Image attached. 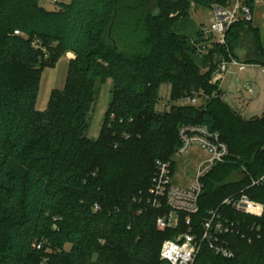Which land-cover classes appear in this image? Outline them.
<instances>
[{"label": "trees", "instance_id": "1", "mask_svg": "<svg viewBox=\"0 0 264 264\" xmlns=\"http://www.w3.org/2000/svg\"><path fill=\"white\" fill-rule=\"evenodd\" d=\"M124 1L58 0L49 9L43 0H0V264H168L160 261L161 246L185 224L157 230L150 188L157 162H172L182 125L219 132L230 153L229 163L202 180L193 216L198 236L228 197L244 192L264 204V185L251 186L264 175V114L243 119L211 83L223 58L238 59L245 31L257 48L250 63L264 67L260 29L252 21L233 24L226 45L198 59L186 36L191 3L210 10L214 0ZM256 2L244 0L252 13ZM203 32L197 44L207 41ZM70 53L65 88L38 112L43 69ZM108 80L112 100L94 140L86 136L89 119L96 90ZM163 85L170 111L157 108ZM195 94L200 105L178 104ZM233 170L243 181L223 185ZM223 211L260 231L229 237L234 259L204 246L194 264H264V217Z\"/></svg>", "mask_w": 264, "mask_h": 264}, {"label": "built area", "instance_id": "2", "mask_svg": "<svg viewBox=\"0 0 264 264\" xmlns=\"http://www.w3.org/2000/svg\"><path fill=\"white\" fill-rule=\"evenodd\" d=\"M58 0H51V4ZM211 9V25L204 31V38L207 40L198 47V54L207 55L214 44L225 46V37L229 27L241 21H252L253 13L244 3V0H225L220 2L214 0ZM20 35L19 32H15ZM209 35V38L205 36ZM35 48H40L38 41L34 42ZM74 58V57H73ZM229 67H237L239 72L243 70L258 69L264 74V67L253 63H241L235 58L222 59L212 77V85L217 84L222 91V82L229 74ZM252 94L253 86L247 82L243 85V90ZM199 95L189 98V102L197 106ZM207 99V98H205ZM223 99V96H222ZM158 109L168 111L171 108L169 98L161 97L157 103ZM114 119V116H112ZM180 145L177 150L178 155H189L193 148H199L205 152L206 156L200 160V164L195 176L190 182L183 185L173 183V163L158 161L156 171L152 181L151 206L158 212L156 228L163 232L166 230H178L181 222L185 224V232L178 234L175 240H165L161 246L160 261L168 264H194L195 259L202 251L203 247L209 249L218 257L234 259L236 256L229 237L241 235L247 237V231L260 230L255 225L247 226L246 220L231 219L224 209H229L232 213H239L246 217L263 218L264 204L255 202L248 198L244 192L234 195L222 201L219 208L211 210L202 223V234L198 236L194 229V218L200 210L199 199L204 191L202 180L218 165L227 164L229 159V148L222 139L219 132L210 131L205 125L188 124L182 125L178 129ZM264 185V175L258 180H253L251 186ZM97 208V207H96Z\"/></svg>", "mask_w": 264, "mask_h": 264}, {"label": "rangeland", "instance_id": "3", "mask_svg": "<svg viewBox=\"0 0 264 264\" xmlns=\"http://www.w3.org/2000/svg\"><path fill=\"white\" fill-rule=\"evenodd\" d=\"M172 3L174 1L179 0H170ZM190 1V0H187ZM61 3L67 4L70 2V0H60ZM124 2L134 4V1L125 0ZM44 5L46 8L53 9V5L51 4V0H43ZM125 3V4H126ZM211 13L209 10H206L201 7H196L193 3H191V10L189 13V17L192 20L193 27L188 31L186 36L188 37L189 44L197 49V53L195 55V58L200 59L201 55L198 54V47L199 45H202L203 42H198V35L200 28L207 30L211 25L212 17L210 16ZM206 32V31H205ZM204 37V36H202ZM206 38H209V35L205 36ZM253 37L249 35L248 31H245L242 36V44L245 46L246 50L250 49H257L254 43H251L253 41ZM261 43L264 47V42L261 37ZM254 44L253 48L251 47ZM258 69H255L254 71L248 70L243 73H240L237 77L236 69L234 67H229V74L227 75L226 79L222 82V88H223V95L228 93L229 91H235L237 89V78H239V81L241 84H244L245 81L254 82L258 79V84L263 89V94L259 98V100H253L249 103H244V101H241L237 105V110H239V115L242 116L243 119H253V118H260L262 115H260V111L263 110V104L264 103V74L260 72ZM207 69L203 70L204 72ZM69 71V60L66 57L60 58L54 67H45L42 71L41 78H40V86L38 89V97L35 104V109L43 113L44 111L48 110V106L51 100V94L54 91L57 90H63L66 86L67 82V75ZM13 75L15 77L16 81L20 80V73L18 70H13ZM259 74V75H257ZM261 74V75H260ZM212 80V79H211ZM212 83V82H211ZM112 80H108L105 83H101L96 92L97 100L95 104L93 105V111L90 115V126L86 133V136H88L91 139L97 140L100 138V134L102 131V126L104 123V118L108 112L109 104L112 100ZM256 88V87H255ZM161 90V97H165L168 99L170 97V88L167 85H163L160 88ZM202 94L199 93V95ZM197 95V94H195ZM226 97V96H225ZM189 98L181 100L178 104L181 106L185 105H192L189 102ZM227 101L228 98H225ZM203 102L202 96H200V99L198 100L199 105ZM171 108L168 109L170 111ZM237 112V111H236ZM258 114V115H257ZM256 115V116H255ZM206 156V153L203 151L201 152L199 148H193L189 155L181 156L178 155V152H175V155L172 158V162H174L175 171L173 173V183L176 185H187L190 182V179H192L195 176V173L198 169V166L200 164V160H203ZM243 174L239 171L233 170V172L229 173L228 176H226L225 180L223 181V185L225 184H232L236 182L243 181Z\"/></svg>", "mask_w": 264, "mask_h": 264}, {"label": "crops", "instance_id": "4", "mask_svg": "<svg viewBox=\"0 0 264 264\" xmlns=\"http://www.w3.org/2000/svg\"><path fill=\"white\" fill-rule=\"evenodd\" d=\"M253 20H252V25L254 28H259L261 31V37L264 42V0H257L255 8L253 10ZM253 48V45L251 46ZM74 57L73 53H70L66 56L68 60ZM236 57L238 58L241 63H250L251 61H256L258 59V55L255 53L253 49L246 50L245 46L242 45V47L236 52ZM255 64V63H254ZM255 65H260V64H255ZM261 66V65H260ZM236 71L237 77L240 73H243L245 71L251 70L254 71L255 69H247L243 70V72H239L237 67H234ZM259 75V74H257ZM261 75V74H260ZM264 77V76H263ZM226 79V78H225ZM249 82L253 88L254 91L252 94L248 93L245 89L243 90V85L245 83ZM244 84H241L239 81V78H237V84L236 87L237 89L235 91H229L225 95H223V100L227 102L229 105H231L237 113H239V110H237V105L239 102L244 101V103H249L252 102L253 100H259V98L263 94V89L262 87L258 84V79L257 81L255 80L253 83L250 81H245ZM256 87V88H255ZM222 88V86H221ZM223 92V88H222ZM228 98L229 101H227L225 98ZM263 104V110L260 111V115L264 114V103ZM240 114V113H239ZM258 115V114H257ZM256 116V115H255Z\"/></svg>", "mask_w": 264, "mask_h": 264}]
</instances>
